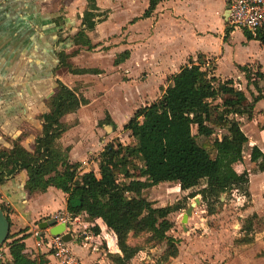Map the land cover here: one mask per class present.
I'll return each instance as SVG.
<instances>
[{"label": "rangeland", "instance_id": "obj_1", "mask_svg": "<svg viewBox=\"0 0 264 264\" xmlns=\"http://www.w3.org/2000/svg\"><path fill=\"white\" fill-rule=\"evenodd\" d=\"M69 1L0 0V145L10 146V141L19 136L23 137V142L28 147L35 144L42 129L40 116L48 110L47 102L56 90V81L60 80L88 99L90 104L82 106L79 111L63 119L70 129L59 143L63 147L64 145L76 147L75 159L82 157L90 149L93 153L86 160L89 164L97 159L98 153L100 154L106 145L116 146L121 143L127 146L135 143V140L130 137V132L124 130L125 125L139 109L158 101L169 86V79L183 67L174 66L171 69H163L161 62L158 61L162 52L169 48L175 50L181 42L188 44L191 39L196 38L195 34L202 27L199 25L201 21L205 20L208 23L211 21L215 33H220L221 20L225 28L230 27L227 22L228 12L226 18V13L224 16V11L221 10L223 0H180L181 2L175 0L167 6L174 14L166 16V19L161 22L162 24L169 22L167 25L173 27L183 25L185 32L183 37L174 36L175 32H173L171 36L162 38L158 37L159 34L156 32L155 12L148 19L142 18L148 9V0H97V4L103 11H108L109 14L107 20L99 24L95 32L91 33L92 35L89 34L94 45V48L89 50L86 47H76L71 40L81 25L83 0ZM179 2L182 5L178 7L179 11L185 12L186 16L175 12L173 5ZM67 4L70 6L71 15L67 11ZM228 7L227 2L226 11ZM11 17L16 21L17 18L20 20L26 18L27 23L24 29L31 36L25 40L22 36L17 37L14 52L10 46L13 39L9 37L7 30L10 27L8 21ZM3 22L4 26H2ZM189 26L196 30L189 29ZM1 29L5 31V34ZM242 36L241 32H236L232 36V50L228 51L220 61L221 75H233L232 61L234 59L257 60L264 65V48L256 42L243 45ZM219 38L216 35L209 36L203 38L199 44L207 47L209 51L218 52L222 49ZM39 40L41 45H38ZM60 40L65 42L60 43ZM28 42L32 50L36 48V53L31 52V47L27 48ZM57 50L58 52L63 50L69 55L78 51L76 58L68 59V63H72L73 68H96L101 70L102 74L73 75L68 67L58 66ZM125 51L130 52L129 59L123 65L115 67L116 57ZM210 67L214 68L213 64ZM222 80H232L234 84L239 85V89L245 93L247 100L251 98L247 106V116H251L253 114L251 105L255 96L252 89L246 88L247 81L242 83L232 78ZM102 121L104 123L100 125ZM245 121H248V118ZM262 124L263 121L260 118L255 119L254 124L247 123L245 133L251 138L262 136L264 139V134L261 132ZM224 133L225 131L216 129L213 139L219 138ZM250 156V147L246 146L244 160L235 166L249 184L250 197L245 196L242 191L235 190L206 204L200 195L191 198L192 194L206 184L205 181L201 187L186 193H182L176 184L172 183L161 184L146 190L143 195L152 201L155 207L174 205L178 201L185 207L184 210L171 214L167 219V223L171 225L167 235L176 242L182 260L179 263H175L172 259L163 261L162 256L168 250L167 241L155 246L149 241L148 234L139 236L131 234L130 245L141 249L134 264H216L218 261L221 264L220 261L226 258L223 264L227 262L228 264H264V186H261L263 182L251 184V181L259 179L262 173L258 165L251 162ZM89 166L83 164V172L85 169H92ZM251 193L259 195L260 214L254 212L248 218H241L238 213L254 207ZM196 198L201 200V205L195 208L188 222L183 223L185 211ZM223 223L227 225L239 223L238 226H241L239 228L229 226L235 237L236 231L237 233L242 231L241 235L247 233V236H240L234 243L239 246L238 243L242 242L243 237H247L246 241H252L254 248L246 256L248 261L243 262L242 257L224 254L225 249L228 248V242L224 246L216 245V238L228 236L222 230ZM248 225L253 229L250 230ZM80 229L83 232L84 228ZM90 232H94V228H91ZM109 232L105 233L109 234ZM221 242L223 244L224 240L222 239ZM82 244H86L84 240ZM112 250H115L113 245ZM100 251L101 253L104 251L103 254H110L106 244L101 246ZM1 253L4 254L3 251ZM224 255H226L225 258ZM112 264L115 263L112 261Z\"/></svg>", "mask_w": 264, "mask_h": 264}, {"label": "trees", "instance_id": "obj_2", "mask_svg": "<svg viewBox=\"0 0 264 264\" xmlns=\"http://www.w3.org/2000/svg\"><path fill=\"white\" fill-rule=\"evenodd\" d=\"M148 1L144 19L152 17L157 6L166 0ZM108 14L98 6L97 0H87L79 30L71 39L73 44L93 49L88 33L95 32L97 26L107 20ZM230 32L227 28L226 35ZM243 32L249 41H259L264 47L263 32ZM76 52L71 55L63 50L57 52L58 66L68 67L73 75L102 74L99 69L73 68L68 59L76 56ZM129 57V51L119 54L114 65L125 63ZM198 58L196 61L190 59L169 79L163 96L152 105L139 109L125 125L124 130L130 132L135 143L106 145L96 170L87 173L83 172L82 163L70 161L71 147L64 148L59 141L70 129L63 119L90 102L57 80L56 90L47 102L48 110L40 116L42 129L34 149L26 147L23 137L13 141L11 149H0V186L26 171L25 189L30 194L45 193L50 187L61 190L67 195L66 210L72 220L84 215L86 220L96 222L95 236L110 231L120 251V254H107L115 264H129L141 252L139 247L130 245L131 234H148L149 241L155 246L167 241L168 250L162 256L163 261L177 258L176 242L167 235L171 228L167 219L185 207L180 201L155 207L143 195L146 190L172 183L186 193L201 187L205 181L206 184L191 198L200 195L206 204L235 190L250 197L249 184L235 168L244 160L249 144L236 117L248 114L249 103L244 93L231 86L232 80L221 81L214 76V68L202 56ZM239 69L260 91L259 81L264 80V74L258 70L253 73L249 67ZM260 99L255 98L254 103ZM216 129L225 133L213 139ZM250 160L264 172V153L259 147H253ZM1 208L12 227L10 210L5 205ZM24 239H16L10 233L9 241L4 245L10 258L0 264H47L40 256L31 260L25 254Z\"/></svg>", "mask_w": 264, "mask_h": 264}, {"label": "crops", "instance_id": "obj_3", "mask_svg": "<svg viewBox=\"0 0 264 264\" xmlns=\"http://www.w3.org/2000/svg\"><path fill=\"white\" fill-rule=\"evenodd\" d=\"M174 1L175 0L163 1L157 6V8L155 10V20L157 19L156 32H158V34H159L158 37H160V38L171 36V34L173 32H175L174 36L176 35L179 37L180 36L183 37V32H185V28L183 27V25L180 27L174 26L175 27L174 28L171 25H167L169 22L166 24H162V22H163L162 20H165L166 16L168 17L170 14L171 15L174 14L172 9H170V7L169 8L167 7L169 4H172ZM178 1H180V0H178ZM197 1H200V0H197ZM180 2L178 4L173 5L174 10L176 13L178 12L179 14H185V12L179 11L178 7L182 6ZM227 2L229 3L230 0H223L221 3V10L224 11V16L226 13V18H227V11H226ZM69 4H70V1H69ZM69 4H67V11H68L69 15H71L72 14L71 11L69 12V10H70L69 9L70 6H68ZM0 5H1V2H0ZM86 9H87V0H83L81 10L84 13L86 11ZM82 11H81V13H82ZM83 13H82L81 17L83 16ZM199 13L207 16V14H205L203 12H199ZM185 16H186V14H185ZM25 19L26 18H23V20H20V18H17V21H16L15 19H12V17H11L8 21V24H10V27H8L7 30L9 31V37L13 39V40H11V43H10V46L12 48V52H14L17 37L22 36V38L24 40L29 39V37H31L29 35V32H26L24 29L25 25H26L25 23H27ZM221 21H220V27H221L220 33L214 32L213 23L211 21H209V23L205 20L203 22L201 21L199 25H201L202 27L200 26L201 27L200 31H198V33L195 34L196 38L191 39L188 44L181 42L175 50H172L171 48H169L167 51L162 52L160 54V56H161L160 60H158V61L161 62L163 69H171L174 66H179V67L185 66L189 62L190 59H193L194 61H196L197 59H199L198 57L202 56L203 59L205 60V62L206 63L208 62L209 66H211V64H213L214 76L221 79V81H223L222 79H228V78L240 80L242 83L247 81L246 88L252 89V93L254 94L255 98L260 97L261 99L256 103H254V101H252L253 105H251V106L253 108L252 109L253 114L251 116L248 117L247 115H243V116H237L236 118H237V120L240 121L242 129L244 132H245V127H246L245 125L247 123H249V124L253 123L254 124L255 119L260 118L261 121H263V124L261 125V127H262L261 132L264 134V80L259 81L260 91H258L255 89L254 84L249 83V81L246 79L245 74L239 69L240 67H249L253 73H255L256 70H258L260 73L264 74V65L257 60H255V61H248V60L247 61H241V60L234 59L232 61L233 75L223 76L220 74V70H221L220 61L222 60V58L226 55V53L228 51L232 50V47H231L232 36L236 32H241L243 34V36H242V38L244 39V41L242 42L243 45H249L250 43L256 42L259 46H261V47H263V46L261 45V43L259 41H256V40L249 41L246 38V35L243 31H237V30L232 31V29H231L230 34L227 36L226 35L227 27L225 28V25ZM21 24H23V25H21ZM187 24H189V23H187ZM4 25L5 24L3 22L2 26H4ZM0 28H1V23H0ZM189 29H191L190 26H189ZM191 30L195 31L196 29L192 28ZM2 32L5 34L4 30H2ZM3 33H2V35L4 36ZM92 33H94V32H92ZM10 34H11V36H10ZM89 34H91V33H88V35ZM213 35L220 37L219 43H220V46L222 47L221 51L212 52V51H209L207 47L201 46L199 44V42L201 40H203V38H206L209 36L212 37ZM8 41H10V40H8ZM38 45H41V40H39ZM30 47H31V52L36 53L35 52L36 48H34L32 50V46H31L30 42H28L27 48L30 49ZM76 47L81 48L79 46H76ZM57 52H58V50H57ZM77 56H78V54L72 58H76ZM123 64H120L119 66H121ZM115 67H118V66H115ZM94 69H96V68H94ZM75 76H80V75H75ZM82 76H84V75H82ZM223 82H225V81H223ZM231 86L234 88V90L241 92V93H244L243 91H241L239 89V85H237L236 83L234 84V82H233V84ZM241 87H242V85H241ZM253 87L256 91L253 89ZM250 99L247 101L250 102L251 101ZM247 118H248V121H245ZM40 124H41V122H40ZM246 135L248 136V134H246ZM18 138H16V139H18ZM248 138H249V144L250 143L253 144V145H247L248 147H250V152H252V149L254 146H257L264 153V139H262L263 138L262 136L261 137L260 136H254L253 138L248 136ZM16 139H12L10 141V146L0 145V149L4 148V147L11 149L12 145H13V141H15ZM26 147H28V146L26 145ZM64 147L65 148L71 147L69 159L72 163L80 162V163H82V165L84 164V165H88V166H89V164H91L89 167L92 169H85L84 172H86V173L87 172H93L96 170V167H98V157H100V155L104 151V150H101L100 154L98 153L99 156L97 155V159L88 164L86 162V160H88L89 157L93 153L90 149L87 150L82 157L75 159L74 153L77 151L76 147H73L72 145H68V146L64 145ZM28 148L34 149V145H31ZM260 173H262V174H260V176L261 175L264 176V172H260ZM256 176H259V175H256ZM260 176H259V179L252 180L251 184H254L256 182H259V183L263 182L261 184V186L263 187L264 186V177H262V176L260 177ZM27 180H28L27 172L23 171V172H20L19 174L15 175V176L9 178L8 181L4 185H1L0 186V205H5L11 212V220L13 223V225L11 227V234L15 235L16 239L25 238L24 239V243L26 245L25 254L31 260H35L40 256L44 259V261L47 264H56L54 259L51 258L50 254H49V250L46 246L47 240L46 239L40 240L38 237L35 236V232L38 229H41V230H43V235L45 238L49 239L51 236H53L51 234L50 229H43L42 226L44 225V223L52 221L53 215H55L56 213H58V212L67 213V210H66L67 195L64 194L61 190H58L54 187H50L45 193L30 194L25 189V185L27 183ZM176 186L180 189V187L178 185H176ZM251 194H252L251 195L252 196L251 201H252L254 207H251V209L248 208L247 210H245L242 213H238V216L241 218H248L249 215L253 214L254 212H256V214H260L259 213L260 207L258 205V201H259L258 196L259 195L254 194V193H251ZM83 218H85L84 215L75 218V219H78L77 221H75V219H73V221H75V222H73L74 225L77 226V228H84V227L87 228V230H88L87 233L92 234L94 236V238L92 239L90 244H85L86 246L81 244V243H80L79 247L71 245V247L73 248V252L75 253V255L77 257H79L83 261L84 264H108V263L112 264V261L109 260L107 257V253H104V254L101 253L100 249H101L102 245L106 244V246L110 250L109 251L110 253L120 254V251L117 247L115 239L113 237H111V235L105 233L106 231L102 232L101 235H99V236H95V234L93 232H90V229L94 228L97 223L96 222H90V221L85 220ZM81 219H83V222H81ZM79 222H80V226H78ZM238 224L235 223L232 225L231 224L227 225L226 223H223L222 227H224V229H222V230L224 232H226L228 234V236L223 237V238H216V240H217L216 245L217 246H220V245L224 246L225 243L228 242V248L225 249L224 254L231 255V256L234 255L235 257H240V258L242 257L243 262H245V260L248 261V257H246V256L250 252V250H252L254 248V246H253L254 244H252V241H250V240L246 241L245 238H247V237H243V239H241L242 242L238 243L239 246H237L234 243L235 240H239L240 236H247V233L241 235L242 231L241 232L238 231V233L236 231L235 234H237V236L236 237L234 236V233L231 232L229 226H233L232 228H237ZM239 227H241V226H238V228ZM248 227L250 230L253 229V228L251 229L249 225H248ZM241 230H243V228H241ZM226 238H228V239H226ZM222 239L224 240L223 244H221ZM230 240H232V241H230ZM112 245L115 247L114 251L112 250ZM0 250L4 252L6 258H10L8 248L5 247L4 249L2 248ZM246 251H248V252H246ZM179 255H181V254H179ZM179 255L177 258L172 259L175 261V263L181 262L182 256H179ZM226 255H224V258L226 257ZM136 258H138V256H136L131 261L133 264L136 262ZM226 259H223V261H220L221 264H223L224 260H226ZM238 261H240V259ZM185 262L190 263V261H185ZM216 264H219V261L216 262ZM225 264H228V262Z\"/></svg>", "mask_w": 264, "mask_h": 264}, {"label": "built area", "instance_id": "obj_4", "mask_svg": "<svg viewBox=\"0 0 264 264\" xmlns=\"http://www.w3.org/2000/svg\"><path fill=\"white\" fill-rule=\"evenodd\" d=\"M228 25L232 30L249 31L255 33L257 31L264 33V0H230L228 7ZM53 220L57 224L66 228V232L70 233L74 240H84V243L90 244L94 236L87 233L84 227L83 232L74 225L71 216L68 213L58 212L53 215ZM35 236L46 239V246L49 254L56 264H84L83 261L73 252L72 243L63 241L62 236H51L49 239L43 235V230L38 229ZM150 259V258H149ZM6 260L5 254L0 251V262Z\"/></svg>", "mask_w": 264, "mask_h": 264}, {"label": "water", "instance_id": "obj_5", "mask_svg": "<svg viewBox=\"0 0 264 264\" xmlns=\"http://www.w3.org/2000/svg\"><path fill=\"white\" fill-rule=\"evenodd\" d=\"M201 205V200L196 198L190 207L185 211L183 216V223H187L189 218L193 216L195 208ZM43 229H50L53 236H62V239L66 243H72L74 246H80V242L73 239L70 233L65 234L66 228L62 225H58L56 221L52 220L50 222L44 223ZM11 233V225L8 221L4 211L0 205V249L4 247L6 242L9 240V235Z\"/></svg>", "mask_w": 264, "mask_h": 264}]
</instances>
